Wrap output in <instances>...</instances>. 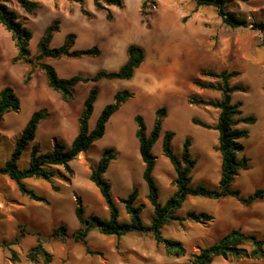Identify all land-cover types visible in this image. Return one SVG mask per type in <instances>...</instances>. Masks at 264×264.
<instances>
[{
	"label": "rangeland",
	"instance_id": "1",
	"mask_svg": "<svg viewBox=\"0 0 264 264\" xmlns=\"http://www.w3.org/2000/svg\"><path fill=\"white\" fill-rule=\"evenodd\" d=\"M33 1L39 3V7L32 14L17 3L12 4L19 21L33 34L30 42L33 56L37 54L46 29L55 20H60L61 26L51 41V48L61 47L67 35L74 33L77 36L74 49L92 46L101 49V55L96 58L46 60L60 77L69 79L78 74L93 76L101 70L118 71L126 64L127 47L132 44L144 49L145 60L131 80L79 83L74 87V98L64 102L61 94L48 86L45 72L37 65L31 83H24L32 65L12 62L17 48L11 34L0 24V91L10 86L21 101L18 113H7L0 121V264H45L42 260L32 262L27 258L39 238L53 255L50 264H188L192 254L218 242L233 229L264 239V201L246 207L232 197L222 200L189 197L177 212L179 217L186 219L164 227L165 238L179 241L187 249L183 257L170 256L150 233L132 231L118 238L94 229L87 237V245L101 255L87 254L86 246L73 237L81 228L75 214L78 199L82 200L86 217L109 218L99 189L90 181L91 166L99 162L106 149H113L116 154L105 177L112 184V193L121 212L120 220L129 222L130 217L121 201L137 188L136 206L142 208L145 224H151L154 207L147 198L148 185L143 177L145 164L136 137V115L144 117L147 132L151 133L156 110L165 107L168 111L161 137L153 149L157 157L154 176L162 204L177 190L175 169L162 149L167 132L175 133L172 149L178 156L183 153L185 141L188 138L192 141L191 156L197 161L192 185L218 187L221 167V155L215 151L218 132L196 126L192 119L196 117L215 125L219 110L189 103L191 96L207 100L221 97L220 93L194 86L196 79L215 82L200 75L203 69L242 72L232 84H243L248 90L235 93L233 102H242L243 114L254 115L258 121L239 127L250 130V137L240 143L252 167L241 171L233 186L243 194L264 188V30L255 26L264 24V0L230 4L228 12L246 21L245 26L235 29L223 23L216 7L196 9L193 0H149L150 15L146 18L142 16L146 0H123V8H111L113 21L107 20L106 12L95 10L93 0H85L83 5L94 14L92 20L82 14L80 4L70 0ZM92 88L98 89L99 96L89 123L91 130L118 91L130 90L133 96L110 119L105 136L70 163L72 172L62 166L53 168L58 192L46 181L26 180L36 193L48 197L49 206L23 196L16 184L1 173V168L13 154L32 114L44 108L50 113L38 126L35 140L23 151L19 160L21 169L30 166L34 146L42 154L56 147L70 149L79 132L78 119L84 102ZM193 212L207 214L212 219L196 222L188 218ZM60 225L68 227L67 236H53ZM246 247L252 250L250 245ZM13 251L20 258L19 262L12 259ZM212 264H264V260L216 257Z\"/></svg>",
	"mask_w": 264,
	"mask_h": 264
},
{
	"label": "trees",
	"instance_id": "2",
	"mask_svg": "<svg viewBox=\"0 0 264 264\" xmlns=\"http://www.w3.org/2000/svg\"><path fill=\"white\" fill-rule=\"evenodd\" d=\"M73 3L81 5L82 14L89 20L94 18V14L84 8L85 0H70ZM196 3V9L201 6H214L218 9L219 15L225 25L230 28H238L246 25V21L238 17L233 12H228L230 4L235 2H247L248 0H193ZM17 3L27 13L32 14L39 7V3L33 0H0V24L7 32L11 34L12 40L17 48V54L12 62L25 63L32 65L24 78V83L29 84L33 80L36 65L45 72L47 83L50 88L61 94L64 102H70L74 98V87L79 83L98 82L106 80H131L135 71L141 67L145 60V51L142 47L132 44L127 47L128 60L126 64L118 71L101 70L93 76L75 75L69 79L59 76L55 67L46 60L70 58H96L101 55V49L98 46H92L84 50L74 49L77 36L74 33L67 35L65 43L59 48H51V41L56 33L60 31L61 21L55 20L46 29L44 36L38 44V51L33 56L30 48V42L33 38L32 32L26 28L20 21L18 12L12 7ZM95 10L106 12L108 21H113L114 15L112 7L123 8V0H93ZM149 0L144 1L142 6V16L148 17ZM256 28L264 30V24L255 25ZM264 46V43L262 44ZM203 78L215 80L207 82L202 79L194 80L193 84L203 90H212L220 93L219 99H202L199 97H189V103L196 106L211 107L219 110V118L215 125L209 124L199 118H193L192 124L207 130L218 132V144L215 151L221 155L220 179L218 187L215 189L203 185L193 186L192 172L197 165V161L191 156L192 141L188 138L183 146V153L178 156L172 149V142L175 138L174 132H167L164 135L162 149L165 157L169 159L176 172V192L168 199L165 204L159 200V187L154 176V170L157 164V157L153 149L161 137L164 121L167 117V109L161 107L155 112V120L151 133L147 132V126L144 117L136 115L134 118L136 124V137L139 141V152L142 161L145 164L143 177L148 185L147 198L154 207V217L150 225H146L142 218V208L136 206V200L139 195L137 188L128 198L121 201L126 213L129 215V222L120 220L121 212L118 203L112 193V184L106 179L105 175L112 161L116 159L113 149H106L96 165L91 166L90 181L99 189L102 198L109 210V218L104 219L98 216L86 217L85 208L82 200H77L75 209L76 218L81 228L73 233L74 240L81 242L86 246V252L90 255H101L92 251L87 245V237L90 232L97 229L106 236L123 237L132 231L141 233H150L154 240L165 247L167 253L174 257H183L187 254V249L179 241L167 239L163 236L165 226L173 221H182L186 218L179 217L177 212L183 207L189 197H202L210 200H222L228 197L234 198L243 206L249 207L257 201H264V188L256 189L251 194L243 192L234 187L236 177L241 171L251 169V161L243 155L244 146L240 140L250 137L248 128H239L241 125L251 126L257 123L258 119L254 115L245 116L242 111V102H233V95L237 92H247V87L243 84H232V81L238 79L242 72L240 70H221L215 71L203 69L200 73ZM99 96L97 88H92L86 98L82 113L78 119L79 132L74 138L69 150L62 147H56L52 152L42 154L37 146L33 147L30 166L21 169L19 160L23 151L35 140L38 126L46 120L50 113L48 109H40L34 112L29 119L26 128L19 139L16 148L10 159L1 168V173L13 181L18 191L30 200L38 203L50 205L48 197L36 193L31 189L26 180L35 178L43 180L52 185L55 192L59 187L55 185L57 166H62L69 172H72L70 163L74 161L81 153H87L94 144L101 140L107 130V124L113 115L127 103L133 96L130 90L118 91L113 102L108 104L101 112L93 130L89 123L94 113L95 104ZM21 109V101L15 90L8 86L0 91V121L7 113H18ZM189 219L196 222H206L212 219L211 216L204 213H190ZM69 229L66 225H60L53 231V236H67ZM247 245L252 247L248 251ZM12 259L19 262L20 258L13 251ZM216 257L224 259H242L250 258L264 260V239L254 233H246L241 229H233L224 235L218 242L192 254L188 264H212ZM27 258L32 262L42 260L45 264L53 261V255L49 253L41 240L29 250Z\"/></svg>",
	"mask_w": 264,
	"mask_h": 264
},
{
	"label": "bare ground",
	"instance_id": "3",
	"mask_svg": "<svg viewBox=\"0 0 264 264\" xmlns=\"http://www.w3.org/2000/svg\"><path fill=\"white\" fill-rule=\"evenodd\" d=\"M146 56H148V55H146Z\"/></svg>",
	"mask_w": 264,
	"mask_h": 264
},
{
	"label": "crops",
	"instance_id": "4",
	"mask_svg": "<svg viewBox=\"0 0 264 264\" xmlns=\"http://www.w3.org/2000/svg\"><path fill=\"white\" fill-rule=\"evenodd\" d=\"M128 59V58H127Z\"/></svg>",
	"mask_w": 264,
	"mask_h": 264
}]
</instances>
